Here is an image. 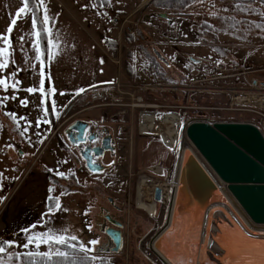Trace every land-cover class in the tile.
<instances>
[{"label":"rangeland","instance_id":"rangeland-1","mask_svg":"<svg viewBox=\"0 0 264 264\" xmlns=\"http://www.w3.org/2000/svg\"><path fill=\"white\" fill-rule=\"evenodd\" d=\"M150 1L111 0L105 7L93 8L95 0H44L51 18L44 25L51 58L48 55V63L40 64L41 67L35 58L29 62L32 66L15 62L16 67L8 65L0 78L11 77L16 71L8 83L19 80L17 92L38 86L43 79L44 87L55 89L51 95L55 120L45 115V104L40 108L35 102L40 99L39 90L29 93L27 105H21L23 99L15 94V89L6 91L0 86V97H9L0 104V148L4 149L0 151V240L24 243L21 230L41 220L50 206V196L60 197L61 206L67 211H57L48 227L66 228L65 235H75L85 244L99 239V244L89 245L95 248L89 252L92 256H105L117 264H174L154 243L172 219L184 153L193 148L197 151L185 134L186 124L192 120L258 122L259 116L251 112L225 110L228 96L208 89L244 86L254 79L264 83V32L244 22L261 23L264 17L258 12H236L233 1H214L213 9L204 0L203 5L194 4L181 12L149 5ZM23 6V0H0V22L5 8L16 13ZM252 6L264 11V5L257 2ZM210 11H218L219 15L213 17ZM29 14H22L21 19L26 32L33 29ZM40 14H44V9ZM227 16H235L241 23L235 29L229 28L232 21L221 19ZM205 21L212 26L207 31ZM33 31L36 36V30ZM127 33H135L136 39L127 42ZM109 39L117 45L114 55L106 44ZM135 41L156 45L172 63L168 75L182 79L184 87L163 83L157 86L146 78L128 74L126 63L133 64L135 70L141 60L138 50L143 45L133 47ZM17 50L25 53L27 48L20 46ZM128 52L135 60H130ZM41 68L43 75L38 76ZM241 71L245 72L235 75ZM80 88L87 91L74 96ZM13 95L17 99H11ZM72 104L74 108H90L78 117L99 119L103 110L102 115L115 118L112 123L119 119L116 125L123 126L119 128L116 162L110 171L92 174L80 170L64 153L60 144L62 133L57 132L55 123L68 119L73 113L67 114ZM177 105L182 107L176 108L177 113L164 114L174 121L169 122L174 131L169 129L168 136H175L171 143L162 138V134L166 136L165 130L156 128L161 116H154V109L171 112ZM9 113H14L16 120ZM16 121L20 129L27 127L23 136ZM9 144L12 147H5ZM69 172L72 174L68 180ZM155 184L163 187L165 204L153 201ZM49 188L54 190L49 192ZM62 192L67 194L61 196ZM233 199L232 208L216 204L207 213L199 246L201 255L205 252L211 261L203 259L202 264H257L264 258V228L252 226ZM106 213L122 222L118 244L103 230L109 223ZM189 231L183 233L180 253L186 264H197L194 230L191 227ZM39 250L47 251L48 247L41 245Z\"/></svg>","mask_w":264,"mask_h":264},{"label":"water","instance_id":"water-1","mask_svg":"<svg viewBox=\"0 0 264 264\" xmlns=\"http://www.w3.org/2000/svg\"><path fill=\"white\" fill-rule=\"evenodd\" d=\"M185 134L197 151L196 155L185 152L181 161L180 201L205 205L213 192L215 199H221L210 171L227 183L253 222L264 223V134L260 128L247 121L192 120ZM153 199H162L160 186L154 187Z\"/></svg>","mask_w":264,"mask_h":264},{"label":"snow or ice","instance_id":"snow-or-ice-1","mask_svg":"<svg viewBox=\"0 0 264 264\" xmlns=\"http://www.w3.org/2000/svg\"><path fill=\"white\" fill-rule=\"evenodd\" d=\"M111 0H100V4L103 5L105 3L110 4ZM253 0H250L248 3H242L241 0H234V10L236 12L240 13H247V12H258L261 17H264V11H262L259 7H253L252 6ZM261 4H264V0H260ZM192 3L194 4H204V0H192ZM209 3H211L212 8H215L214 0H209ZM30 0H23V7H20L18 11L15 13V18L11 20L10 25L6 29V32L8 34H11L13 31V27L17 23V19H22V14H29L32 15V28L35 29L37 27V24L39 23L40 32H45L47 29L43 27L44 25H47L49 20L51 19L47 14V8L44 4V0H31V6H29ZM97 5L95 2L92 3L91 7L95 8ZM35 9V11H34ZM41 9H44V14L41 16L39 13L41 12ZM224 11H227V9H224ZM209 15L213 17H217L219 15L218 11H210ZM221 19H224L225 21H232L228 25L229 28L235 29L236 25L241 23V21L237 20L235 16H227V17H221ZM245 23H248L250 27H254L256 29L261 30V32H264V22L261 23H255V22H249L244 21ZM205 25V31L209 30L212 26L208 24L207 21L204 22ZM31 35V33H29ZM39 35V32L37 33ZM24 37H20V40H23ZM0 74H2L3 70L6 69L9 65L8 60V54H9V47H10V37L9 35L0 34ZM213 51L220 52V49H213ZM37 60L40 59L39 56L35 57ZM49 58H51V54H49ZM103 62V61H101ZM194 63H199V61H193ZM14 63V61H13ZM217 63H220V61H217ZM29 66H32L29 63ZM188 67V65H186ZM16 71H13L11 73V77L7 78H0V86H3V88L7 91L9 88L11 89H17L18 85L20 84V81L17 80L15 83H8V80L10 78H14L16 76ZM43 75V69L41 68L40 72L38 73V76ZM50 78V77H49ZM105 83H113V82H105ZM91 88H95L96 85H91ZM39 90L40 93H44V81L43 79L40 80V83L38 86L35 87H29L27 89H24L27 93H35ZM49 94L54 92L55 89H49ZM87 89L80 88L75 95H79L81 93L86 92ZM63 94V93H61ZM8 96L0 97V104H3L4 101L8 100ZM11 99L15 100L17 97L13 95ZM28 101L27 99L20 100L21 105H27ZM53 111H55V107H53ZM45 115H47V108L44 109ZM9 116L16 120V116L14 113H9ZM20 120H25V117H20ZM45 123H49V121L45 120ZM17 128L20 129V123L19 121H16ZM2 127V126H0ZM27 131V127L20 129V135L23 136L25 132ZM42 142V141H40ZM5 147H12V145H6ZM3 148H0V151H3ZM95 163V161H93ZM60 176H64L65 173L58 172L57 173ZM54 189L49 188V192H52ZM66 192H62L60 195H66ZM49 201H51L50 206L48 207L46 213L42 214L41 220L38 221L36 224H33L29 226L28 228L22 229L21 231L25 234V242L22 244L17 243L16 241H4L0 240V264H62V261L60 260H54V257H63L67 258L69 256L68 251H62L60 247H57V245L63 246L66 249H72L77 252H83L85 256L82 258V264L84 261H87L88 264H91L92 261H95L97 259H100L96 256H88L87 254L89 252L95 251L94 247H89V245L95 246L99 244V239L90 240L87 242V244L83 242L78 241V237L75 235H65L67 233V229H53L51 227H48L51 220L54 218L55 213L57 211H67V209H63L60 203V197H52L50 196ZM38 227H44V231H34V229ZM89 231H91V225L89 224ZM75 241L76 243H73ZM41 245H46L48 247L47 251H40ZM16 248H21L26 251H15ZM9 249H13L12 251H9ZM72 264H76V261H73Z\"/></svg>","mask_w":264,"mask_h":264},{"label":"flooded vegetation","instance_id":"flooded-vegetation-1","mask_svg":"<svg viewBox=\"0 0 264 264\" xmlns=\"http://www.w3.org/2000/svg\"><path fill=\"white\" fill-rule=\"evenodd\" d=\"M132 45L133 47L143 45L138 50L141 58L138 62L139 65L135 70H131L133 75H137L138 78L142 79L146 78L150 84L157 86L163 83L162 85L165 86L178 87L181 84L176 82L180 78L168 75V68L172 67V63L162 54L156 45L139 44L138 41H135ZM168 81H175V83H168ZM174 108L171 112L155 108L154 116L160 115L163 117L166 113L172 115L174 112H178L176 108L182 107L177 105ZM89 109V107L74 108L73 104L70 105L67 114H70L71 111L73 113L64 122L55 123V128L57 132L62 133L63 141L60 144L64 153L69 156L74 165H77V168L80 170L84 169L92 174H99L104 171H110L114 167L118 151L119 128L123 126L116 125L119 119H117V122L112 123L116 119L111 118V115H102L105 114L102 113L103 110H101V117L99 119L85 116L78 117L80 114L84 115ZM175 115L177 116V114ZM161 121L158 122L159 128L163 126L167 132H169V129L174 131L170 127L171 124L165 123L162 118ZM171 122L174 121L171 120ZM171 136L175 138L174 135ZM71 174V172L68 173V180ZM108 198L113 201L111 197ZM113 207L119 209L118 205H114ZM105 217L109 223H107L103 230L107 231L112 237L113 242L118 244L119 238H121L122 222L119 217H115L110 213H106Z\"/></svg>","mask_w":264,"mask_h":264},{"label":"bare ground","instance_id":"bare-ground-1","mask_svg":"<svg viewBox=\"0 0 264 264\" xmlns=\"http://www.w3.org/2000/svg\"><path fill=\"white\" fill-rule=\"evenodd\" d=\"M186 152H191L196 155L194 148L193 150L189 149ZM179 184L176 192L172 219L170 221V224L167 225L164 232L155 240L154 247L164 257L172 261L174 264H186L185 259L181 256L180 253L181 241L184 238L183 233H191L192 231L189 230L192 227L194 230L193 240L196 241L194 261L197 264H202L201 260L203 259L206 261H211L208 257L205 256V252H203V254L201 255V247L199 246L200 240H202L201 235L204 232L205 228L207 213L209 209L216 204H225L227 207L232 208L230 201L234 202V199L228 192L218 188V196H220L221 198L219 200L215 199V192H213V194L209 198L208 203H206L205 205L195 203V201L181 202L180 198L182 197V195L180 196L181 192L179 191ZM166 197L167 196L164 193V201L166 200ZM247 219L249 223L255 228H264V223L254 224L249 218ZM257 264H264V258L261 259Z\"/></svg>","mask_w":264,"mask_h":264},{"label":"trees","instance_id":"trees-1","mask_svg":"<svg viewBox=\"0 0 264 264\" xmlns=\"http://www.w3.org/2000/svg\"><path fill=\"white\" fill-rule=\"evenodd\" d=\"M209 1V0H206ZM214 1H221V2H226V1H233L234 0H214ZM242 3H248L250 2V0H241ZM253 2H257L260 5H264L261 4L260 0H253ZM252 2V3H253ZM95 3L98 7H105L108 5V3H105L103 5L100 4V0H95ZM154 5L155 7H160V8H167V9H171V10H175L176 12H181V11H185L186 9H188L189 7H191L192 5H194V3H192V0H151L149 2V5ZM29 6H31V0H30V4ZM35 11V9H34ZM39 15H41L39 13ZM40 25L39 23L37 24L36 30L37 33L39 32L38 35V39H39V48H40V57H41V61L43 63V65H46L48 63V55H49V46H48V37H47V32H40ZM45 27V26H43ZM140 33V32H139ZM138 33V34H139ZM135 33H127V36L125 37L126 41L131 43L132 41H134L135 38ZM116 42L114 40H107L106 44L108 45V47L110 48L111 53L114 55L116 50H117V45L115 44ZM128 57L131 58L130 60H135V58L133 59V55L128 52ZM133 65L132 64H128L126 63V71L128 72V74H131L133 77L136 76V78L138 79L137 75H133L131 73V70H133ZM131 76V77H132ZM132 77V78H133ZM178 83H183L182 80L181 81H176ZM168 83H175V81H168ZM45 91L43 93V97H44V104H45V108H47V116L48 118L53 121L54 116H53V105H52V100H51V93L49 94V87L45 86L44 87ZM170 115V113L168 114V116ZM162 120L165 123L170 124L169 122H171L168 118L165 117V115H163V117H161ZM51 204V202H49ZM74 243V242H73ZM57 247H60L62 251H68L69 252V256L65 259L63 257H54V260H60L62 261V264H72L73 261H76V264H82V258L85 256V254L83 252H77L74 251L72 249H66L63 246L57 245ZM88 256H92L91 253L87 254ZM100 259H97L96 261H92V263L95 264H117L113 261H111L110 259H108L105 256H98ZM83 264H88L87 261H84Z\"/></svg>","mask_w":264,"mask_h":264},{"label":"built area","instance_id":"built-area-1","mask_svg":"<svg viewBox=\"0 0 264 264\" xmlns=\"http://www.w3.org/2000/svg\"><path fill=\"white\" fill-rule=\"evenodd\" d=\"M245 71H241L239 74L242 75ZM208 90L217 93H223L228 96V106L225 110L228 111H244L251 112L257 116H259L258 122H254L264 134V84L258 82L257 80L249 81L247 85L238 86V85H230V86H217L212 87ZM213 180L215 181L218 188L225 190L229 193L227 188V183L221 180L218 176H216L213 172L211 173ZM163 189V187L161 186ZM164 193V190H163ZM163 204L164 201H162ZM254 223V222H253ZM256 224V223H254ZM261 224V223H259Z\"/></svg>","mask_w":264,"mask_h":264},{"label":"crops","instance_id":"crops-1","mask_svg":"<svg viewBox=\"0 0 264 264\" xmlns=\"http://www.w3.org/2000/svg\"><path fill=\"white\" fill-rule=\"evenodd\" d=\"M21 3H22V0H21ZM8 9H9V11L13 10L12 8H8ZM5 11H6V14H4L5 17L2 18V20L0 22V34L9 35V37H10V47H9V54H8L9 66L10 67L11 66L16 67L15 62L16 63H18V62H20V63L21 62H28L29 63L36 56L40 57L39 39H38L36 28H35L36 36H35L33 29L31 30V28H29V32H26L25 28H24V20L19 19V20H17L16 25L13 27L12 33L8 34L6 32V29L8 27H4V25H6V23H9L11 18L12 19L15 18V16H14L15 13H13L14 10H13V12H9L6 8H5ZM29 17H30V19H32V16L30 14H29ZM29 33H31V35H29ZM20 37H24V39L20 40ZM32 40H33V42H32ZM0 46H5V45H0ZM20 46H21V48L26 46L27 50L25 53H23L22 51L19 53L17 48H19V50H20ZM5 47H7V46H5ZM33 53H35V55ZM0 58L2 59V57H0ZM48 60H49V58H48ZM13 61H14V63H13ZM33 61H34V59H33ZM37 61L39 63V66H40V64H43L41 61V57ZM39 66H38V68H39ZM17 90L18 89H15L16 95L20 94L22 99H27V101L30 100V94L29 93H27L24 90L23 91L20 90V92H17ZM51 95H52V93H51ZM23 96H25V97L23 98ZM36 101H37V103H39L40 108H41V106H44L43 93L40 94V99L35 100V102ZM43 111H44V107H43ZM160 121H158V122H160ZM156 128L159 129V126H157ZM163 129L165 130L164 127H163ZM165 133H166V136L164 137V135L162 134V138H165L166 140H168V142L170 141L171 143L175 141L172 136H171L172 138L168 136V132L166 130H165Z\"/></svg>","mask_w":264,"mask_h":264}]
</instances>
